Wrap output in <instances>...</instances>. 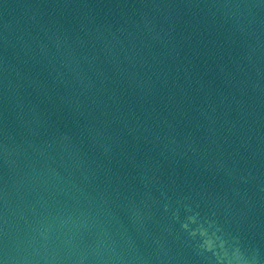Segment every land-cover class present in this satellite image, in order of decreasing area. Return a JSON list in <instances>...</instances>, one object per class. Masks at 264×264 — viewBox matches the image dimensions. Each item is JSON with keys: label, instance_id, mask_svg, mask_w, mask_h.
<instances>
[{"label": "water", "instance_id": "1", "mask_svg": "<svg viewBox=\"0 0 264 264\" xmlns=\"http://www.w3.org/2000/svg\"><path fill=\"white\" fill-rule=\"evenodd\" d=\"M0 264H264V0H0Z\"/></svg>", "mask_w": 264, "mask_h": 264}]
</instances>
